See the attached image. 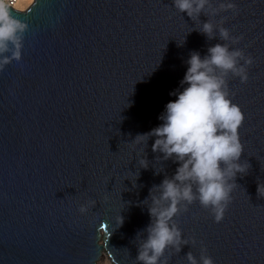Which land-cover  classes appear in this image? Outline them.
Masks as SVG:
<instances>
[{"label":"water","instance_id":"water-1","mask_svg":"<svg viewBox=\"0 0 264 264\" xmlns=\"http://www.w3.org/2000/svg\"><path fill=\"white\" fill-rule=\"evenodd\" d=\"M231 2L235 13L208 19L223 18L255 61L247 84L228 77L244 115L239 162L249 167L221 223L198 203L176 217L196 244L166 253L170 264H186L189 251L199 259L201 247L214 264H264V0ZM15 15L28 30L21 61L0 72V264H136L137 233L150 222L143 202L178 165L157 162L155 138L133 142L182 91L190 53L203 58L222 41L190 32L172 0H34ZM137 171L134 188L124 178ZM88 200L96 204L81 215Z\"/></svg>","mask_w":264,"mask_h":264},{"label":"clouds","instance_id":"clouds-1","mask_svg":"<svg viewBox=\"0 0 264 264\" xmlns=\"http://www.w3.org/2000/svg\"><path fill=\"white\" fill-rule=\"evenodd\" d=\"M34 0H28L33 3ZM173 7L181 15L186 14L196 31L208 40L219 38L222 43L208 47L206 55L191 52L185 62L187 70L180 81L182 91L171 92L174 101L166 104L164 112L158 117L160 125L150 132L137 135L133 143L147 145L155 138L152 152L160 154L157 162L171 160L178 167L171 177L165 178L149 191L150 201L147 207L150 222L137 233L136 264H170L166 257L169 251L180 253L184 246L195 245V239H185L175 222L176 217L186 213L189 207L198 203L207 210L215 223H221L231 203V192L236 186L237 175L247 173L249 165L240 163L244 152L239 129L243 125L244 115L241 108L230 99L228 77L239 79L247 84L249 69L254 58L245 55L237 45L242 37L233 36L224 27L222 18L218 23L209 22L208 17H217L220 13L237 11V5L231 0H223L217 7L212 0H172ZM15 0H0V72L13 61L22 59V36L28 26L16 18L15 13L24 12ZM207 22L201 23V15ZM189 32V33H190ZM138 166L147 169L149 162L145 151L138 153ZM156 174L164 171L156 168ZM135 174L129 172L128 179L136 187ZM264 184L258 186V196L264 198ZM96 201L88 200L81 204L78 212L88 213ZM119 217V227L123 224ZM186 264H214L207 255V249L201 247L197 259L190 251L186 254Z\"/></svg>","mask_w":264,"mask_h":264},{"label":"bare ground","instance_id":"bare-ground-1","mask_svg":"<svg viewBox=\"0 0 264 264\" xmlns=\"http://www.w3.org/2000/svg\"><path fill=\"white\" fill-rule=\"evenodd\" d=\"M15 2L18 3L22 8H25V10L28 9L32 4H29L28 0H15ZM98 264H110V262L107 258H102Z\"/></svg>","mask_w":264,"mask_h":264}]
</instances>
